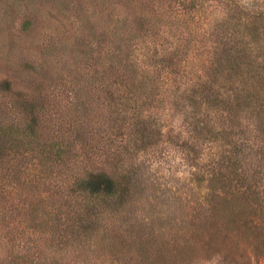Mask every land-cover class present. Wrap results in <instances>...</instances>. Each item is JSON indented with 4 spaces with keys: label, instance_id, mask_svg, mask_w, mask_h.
<instances>
[{
    "label": "trees",
    "instance_id": "obj_1",
    "mask_svg": "<svg viewBox=\"0 0 264 264\" xmlns=\"http://www.w3.org/2000/svg\"><path fill=\"white\" fill-rule=\"evenodd\" d=\"M182 1L171 2L179 5ZM251 17L259 20L260 26L253 25L252 20L245 22L254 27L247 35L262 39L264 11L254 12ZM28 23L23 21V26ZM138 23L146 26L150 21L142 17ZM151 33L145 37L159 36ZM175 45L155 56L142 52L141 59L128 62L123 70L112 63L115 75L110 80L100 76L102 88L98 91L109 93L113 85L124 88L134 76L127 74L132 66L142 68L144 85L160 88L166 82L165 75L180 70L183 60L179 44ZM261 45L226 49L229 53L216 59V73L239 75L233 98L207 94L203 78L185 84L184 91L189 88L194 93L183 91L176 96L175 101L188 103L195 110L186 120L192 135L178 144L185 151L183 160L190 176L188 188L163 206H158L160 197L149 190L144 166H122L132 152L120 139L84 136L82 131L71 136L70 125L63 127L64 120L52 118L49 113L42 87L29 91L14 88L8 78L0 77V234L8 243L12 241L9 252H0V264H86L94 249L102 251L101 257L111 262L120 263L130 256V264H184L198 255L197 249L211 243L233 244L231 259L225 247L214 250L222 257V264H240L235 255L243 247L249 248L254 264H264ZM147 58L157 64H148L144 60ZM134 89L128 88L124 97L118 95L117 103L123 106L121 120L128 129L125 134L137 152L160 142L164 124L155 100L138 103L136 98L140 96ZM129 102L130 112L124 109ZM220 106L225 111L226 126L220 128L215 122L208 126L209 120L203 122L198 117V111L206 114ZM91 158L112 172L87 168L84 163ZM191 203L193 213L185 212ZM133 211L143 217L140 230L133 231L127 225ZM115 220L126 230L113 228ZM143 226L147 233H143ZM209 247L201 250L205 259L213 253Z\"/></svg>",
    "mask_w": 264,
    "mask_h": 264
},
{
    "label": "rangeland",
    "instance_id": "obj_2",
    "mask_svg": "<svg viewBox=\"0 0 264 264\" xmlns=\"http://www.w3.org/2000/svg\"><path fill=\"white\" fill-rule=\"evenodd\" d=\"M171 1L0 0V77L8 78L14 88L29 91L35 86L42 87L48 97L49 113L52 118L63 119L60 121L63 127L70 125L71 136L82 131L84 136L95 134L120 139L132 152L122 166H144L149 190L153 196L160 197L157 198L158 206L165 202L167 205L170 200H175L174 196L185 191L190 176L189 167L183 160L185 151L178 144L192 135L186 120L195 110L188 103L175 101L176 96L182 95L185 84L203 78L207 94H215L219 99L233 98L239 86V75L226 71L216 73V59L229 53L225 51L230 48L252 49L256 43H262L264 48V37L259 39L254 34L247 35L254 27L245 25L252 20L253 25L260 26V21L252 19L251 15L264 11V0H185L179 5ZM142 17L150 23L140 26L138 19ZM25 20L29 22L26 27L23 26ZM147 32L159 36L145 37ZM175 44H179L178 53L183 60L180 70L176 74L165 75L166 82L160 88L154 89L146 83L145 86L142 68L132 66L127 74L133 73L134 76L129 75L130 81L124 88L113 85L109 93L98 91L102 88L99 87L100 76L105 75L106 80L114 77L115 73L110 68L112 63H117L123 70L128 62L141 59L142 52L155 56L158 51L170 49ZM144 60L148 64H157L153 58ZM128 88H135L140 96L136 98L138 103L151 98L161 111L163 131L159 136L160 142L153 148L136 152L125 134L128 129L121 120L123 106L117 103V96H126ZM192 90L188 88L184 93L192 94ZM131 104L129 102L124 109L130 112ZM143 108L147 110V104ZM222 108L220 106L217 111L213 108L206 112L207 115L203 110L198 111V117L203 122L209 120L208 126L215 122L222 128L228 124ZM180 118H183L182 122ZM84 164L89 169L112 172L107 165L93 158ZM79 172L82 169L79 168ZM191 206L192 203L185 212L193 213ZM141 220L142 215L133 211L127 225L133 231L140 230ZM111 226L126 230L118 220ZM142 231L148 232L144 226ZM2 236L3 233L0 234V252L6 253L10 251L12 241L8 243ZM207 246L213 253L205 259L201 250ZM207 246L197 249L198 255L184 264H222V257L214 252L219 247H225V254L232 258V243ZM248 250V247H243L235 255L239 256L240 264L255 263ZM101 255L102 251L94 249L89 256L90 261L85 263L132 262L125 253L126 260L120 263L111 262Z\"/></svg>",
    "mask_w": 264,
    "mask_h": 264
}]
</instances>
